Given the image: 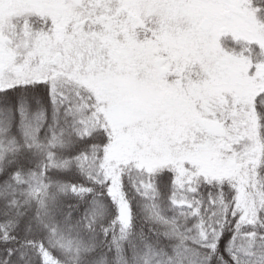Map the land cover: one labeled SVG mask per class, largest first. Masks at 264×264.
Instances as JSON below:
<instances>
[{
	"label": "snow or ice",
	"instance_id": "obj_1",
	"mask_svg": "<svg viewBox=\"0 0 264 264\" xmlns=\"http://www.w3.org/2000/svg\"><path fill=\"white\" fill-rule=\"evenodd\" d=\"M0 264H264V0H0Z\"/></svg>",
	"mask_w": 264,
	"mask_h": 264
}]
</instances>
